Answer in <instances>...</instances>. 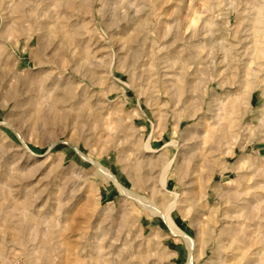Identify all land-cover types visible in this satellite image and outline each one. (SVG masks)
Returning a JSON list of instances; mask_svg holds the SVG:
<instances>
[{
	"label": "rangeland",
	"instance_id": "obj_1",
	"mask_svg": "<svg viewBox=\"0 0 264 264\" xmlns=\"http://www.w3.org/2000/svg\"><path fill=\"white\" fill-rule=\"evenodd\" d=\"M263 34L264 0H0V264H188L165 213L264 264Z\"/></svg>",
	"mask_w": 264,
	"mask_h": 264
},
{
	"label": "bare ground",
	"instance_id": "obj_2",
	"mask_svg": "<svg viewBox=\"0 0 264 264\" xmlns=\"http://www.w3.org/2000/svg\"><path fill=\"white\" fill-rule=\"evenodd\" d=\"M22 11V10H21ZM13 22V21H12ZM263 33V32H262ZM260 36H264V34L263 35H260ZM264 38V37H263ZM263 38H261V41H262V39ZM258 42V41H257ZM253 43H254V41H253ZM258 43H260V42H258ZM263 43V42H262ZM258 45V44H257ZM260 45H261V43H260ZM260 47V46H259ZM259 47L257 48V49H259ZM256 48H254V51L256 50ZM262 49V48H261ZM253 51V56H254V52ZM264 51V50H263ZM259 53H261L262 54V51L260 50L259 51ZM259 53H257V50H256V54L258 55V57H259V55H261V54H259ZM264 55V54H263ZM263 55H261V57L263 56ZM261 57H259V59H261ZM256 58V57H255ZM257 59V58H256ZM253 60V59H252ZM252 60H251V62L250 63H252ZM256 61H258V59L256 60ZM11 88V87H10ZM17 104V103H16ZM94 163H96L97 165H98V167L99 168H101L102 170H103V173L104 174H106V175H108L111 179H114L115 180V177L113 176V174L107 169V168H105V167H103L102 165H100V163L98 162V161H93ZM169 167H170V163L168 164V166L166 167V170L163 172V175H162V183H163V185H165V183H166V180H167V173H168V170H169ZM116 181V183L119 185V187H120V189L123 191V192H125V193H129L126 189H124L123 188V186L117 181V180H115ZM122 192V193H123ZM131 195V194H130ZM164 217L168 220V222H169V224H170V226H171V229H172V231H173V233H175L176 235H180V236H182L185 240H186V242H187V244H188V246H189V249H190V259H189V262H188V264H192V260H193V251H194V249H195V241H194V239L192 238V237H190V236H188L187 234H185L178 226H176L175 224H174V222L171 220V218L169 217V214L168 213H165V215H164ZM248 235V234H247ZM244 240V239H243ZM243 240H241L242 242L237 246V250H239V256H240V259L244 262V261H247V257H246V255H247V252H248V243L246 244L245 242H243ZM230 247V246H229ZM242 263V262H241ZM246 263V262H245ZM244 263V264H245Z\"/></svg>",
	"mask_w": 264,
	"mask_h": 264
}]
</instances>
